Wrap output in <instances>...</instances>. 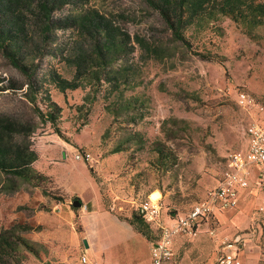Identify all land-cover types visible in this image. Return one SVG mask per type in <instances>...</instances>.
<instances>
[{"label": "rangeland", "instance_id": "rangeland-1", "mask_svg": "<svg viewBox=\"0 0 264 264\" xmlns=\"http://www.w3.org/2000/svg\"><path fill=\"white\" fill-rule=\"evenodd\" d=\"M253 1L264 6V0ZM85 9L97 10L126 35L118 36V54L98 65L89 36L56 27L55 42L44 44L42 26L32 23L27 49L41 48L49 57L28 58L37 69L36 103L28 78L0 48V76L16 85L0 92V123L16 126L15 142L34 154L32 168L40 176L26 180L0 172V237L17 243L16 259L0 264H90L86 225L73 202L94 199L96 185L104 209L123 222L140 215L138 205L151 196L170 214L186 213L217 186L229 155L247 145L258 111L240 107L238 92L264 104V25L223 15L197 18L180 39L146 0H76L54 18ZM56 47L66 55L79 47L86 55L80 88L61 93L42 79L51 65L67 79L76 76L61 55L48 52ZM47 91L62 110L55 124L41 115ZM156 143L171 154L169 162L159 159ZM262 206L264 187L227 220L233 231H257V264H264ZM188 250L191 260L216 264L213 245L204 255L192 243Z\"/></svg>", "mask_w": 264, "mask_h": 264}, {"label": "trees", "instance_id": "trees-1", "mask_svg": "<svg viewBox=\"0 0 264 264\" xmlns=\"http://www.w3.org/2000/svg\"><path fill=\"white\" fill-rule=\"evenodd\" d=\"M76 0H0V48L11 62L24 74L29 80L30 94L36 103L39 96V89L35 87L37 83V69L28 63V58L32 54L40 58H49L48 55L39 49L28 50L33 38L30 33L32 23L42 26L43 43H53L51 39L53 34L51 29L62 27L66 29H76L82 36L92 38L97 47L99 56L98 65H105L114 54H118L119 39L125 34L110 23L105 17L99 14L97 10L85 9L74 17L66 19H55L54 13L63 8L67 3ZM82 1V0H81ZM151 6L157 9L165 18L169 27L175 34L184 39L182 29H184L194 19L199 20L215 19L219 15L227 16L237 22L246 23L249 26L257 27L264 25V6L253 0H146ZM84 9V7L82 6ZM79 48V47H78ZM75 47L69 55L64 54L62 47H56L48 52L55 56L61 55L64 61L77 69L74 79L65 78L59 70L52 65L47 69V77L42 78L46 83L58 89L61 93L68 90H76L81 86V78L86 73V65L89 63L86 55ZM32 53V54H31ZM49 53V54H50ZM39 54V55H38ZM104 78V77H103ZM43 87L44 85L41 84ZM4 88L16 89L14 83H8L5 77L0 76V92ZM35 90L37 92L35 93ZM29 94V96H30ZM47 101V111H41L44 120L56 123L61 116V107L54 103L49 92L45 94ZM17 128L12 123H0V172L10 176H17L26 180L40 179V176L32 168L34 154L23 144L15 142V133ZM156 151L159 159L170 161V155L165 154L162 146L156 143ZM160 199V198H159ZM77 209L78 207H75ZM191 208V207H190ZM187 213V212H186ZM140 214V213H139ZM183 213L168 215L176 217ZM129 223L140 234L148 238V233H153V229L141 215L133 214ZM18 244H24L22 238H18ZM15 244L10 238L0 237V261L4 259H16ZM27 246V245H25Z\"/></svg>", "mask_w": 264, "mask_h": 264}, {"label": "built area", "instance_id": "built-area-1", "mask_svg": "<svg viewBox=\"0 0 264 264\" xmlns=\"http://www.w3.org/2000/svg\"><path fill=\"white\" fill-rule=\"evenodd\" d=\"M237 102L244 109L264 112V104L246 91L238 92ZM247 135L246 147L229 155L227 168L217 186L187 213L170 216L161 200L151 197L138 205L140 215L157 232L151 246L152 264H168L173 260L178 236L197 238L202 234H207L218 246L216 264H235L239 253L248 245V236L245 232L223 235L220 216L239 206L241 191L251 187L255 167L259 168V183L264 184V123L254 118ZM260 210H264V206Z\"/></svg>", "mask_w": 264, "mask_h": 264}, {"label": "crops", "instance_id": "crops-1", "mask_svg": "<svg viewBox=\"0 0 264 264\" xmlns=\"http://www.w3.org/2000/svg\"><path fill=\"white\" fill-rule=\"evenodd\" d=\"M254 118L264 123V112L258 111ZM258 173L259 168L255 167L251 174V187L241 191L239 206L220 216L223 235L244 232L230 229L231 223L227 221L229 219L228 213L239 211L241 205L250 196H255L257 191L263 189L264 184L259 183ZM93 195L95 198L82 201L83 206L80 208L81 219L86 225V236L89 244L87 250L92 259L90 264H152L151 246L157 239V232L153 230L155 238L151 242L146 236L137 232L132 225L121 221L116 215L104 209V202L98 185L94 186ZM245 234L248 236V245L239 253L235 264H245V261L250 264L260 258L257 231L248 230L245 231ZM191 243L203 255L210 251L212 245L215 251L218 248L215 241L208 235H200L197 238L181 235L176 238L175 255L168 264H201L202 258L191 260L189 257L188 249Z\"/></svg>", "mask_w": 264, "mask_h": 264}, {"label": "water", "instance_id": "water-1", "mask_svg": "<svg viewBox=\"0 0 264 264\" xmlns=\"http://www.w3.org/2000/svg\"><path fill=\"white\" fill-rule=\"evenodd\" d=\"M73 206H75V207H82L83 206V203H82V201L81 200H75L74 202H73ZM85 245H86V247H88L89 246V244H88V241L87 240H85Z\"/></svg>", "mask_w": 264, "mask_h": 264}, {"label": "bare ground", "instance_id": "bare-ground-1", "mask_svg": "<svg viewBox=\"0 0 264 264\" xmlns=\"http://www.w3.org/2000/svg\"><path fill=\"white\" fill-rule=\"evenodd\" d=\"M151 198H152V199H154V200H157V199H159V198H154L153 196H151Z\"/></svg>", "mask_w": 264, "mask_h": 264}]
</instances>
